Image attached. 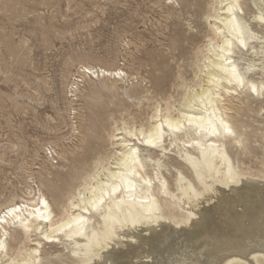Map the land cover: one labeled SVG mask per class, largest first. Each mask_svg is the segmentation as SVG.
<instances>
[{
  "label": "bare ground",
  "instance_id": "bare-ground-1",
  "mask_svg": "<svg viewBox=\"0 0 264 264\" xmlns=\"http://www.w3.org/2000/svg\"><path fill=\"white\" fill-rule=\"evenodd\" d=\"M196 1L184 7L205 32L170 40L177 58L201 43L191 84L176 99L164 75L152 114L79 139L47 181L57 215L40 192L3 206L0 264H264V168L243 167V118L264 109V3ZM92 67L79 75L124 76Z\"/></svg>",
  "mask_w": 264,
  "mask_h": 264
},
{
  "label": "rangeland",
  "instance_id": "rangeland-1",
  "mask_svg": "<svg viewBox=\"0 0 264 264\" xmlns=\"http://www.w3.org/2000/svg\"><path fill=\"white\" fill-rule=\"evenodd\" d=\"M186 1L0 0V209L40 192L57 215L47 181L66 170L79 139L94 135L93 127L105 139L121 120L152 114L160 98L155 83L164 75L165 89L179 98L184 87L176 84H191L192 52L201 43L177 58L170 40L205 32ZM80 65L124 76H82ZM232 101L242 109L245 96ZM257 114L243 118L252 148L243 167L252 171L264 168V109Z\"/></svg>",
  "mask_w": 264,
  "mask_h": 264
},
{
  "label": "built area",
  "instance_id": "built-area-1",
  "mask_svg": "<svg viewBox=\"0 0 264 264\" xmlns=\"http://www.w3.org/2000/svg\"><path fill=\"white\" fill-rule=\"evenodd\" d=\"M51 157V156H50Z\"/></svg>",
  "mask_w": 264,
  "mask_h": 264
}]
</instances>
